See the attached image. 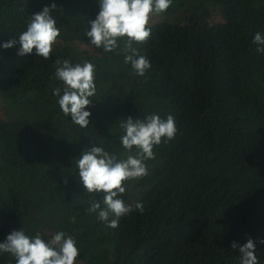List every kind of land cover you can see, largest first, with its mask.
<instances>
[{"label":"trees","instance_id":"16d2710c","mask_svg":"<svg viewBox=\"0 0 264 264\" xmlns=\"http://www.w3.org/2000/svg\"><path fill=\"white\" fill-rule=\"evenodd\" d=\"M52 3L61 32L49 59L35 49L18 55L19 43L2 47ZM99 3L0 0V102L14 110L8 117L0 109V243L21 228L45 241L64 231L79 250L74 264H240L231 243L264 239V53L253 43L264 37V0H181L151 16L147 42L132 43L150 61L144 76L124 62L127 37L112 52L90 45ZM64 59L95 65L85 128L52 94L64 87L54 67ZM149 115H171L177 132L154 146L146 176L122 184L117 198L142 203L143 213L133 208L110 228L87 210L92 201L105 207L104 193L83 188L76 161L92 146L117 160L135 155V146L122 147L120 125ZM256 255L264 264V244ZM0 264L15 259L0 254Z\"/></svg>","mask_w":264,"mask_h":264},{"label":"clouds","instance_id":"9594fccd","mask_svg":"<svg viewBox=\"0 0 264 264\" xmlns=\"http://www.w3.org/2000/svg\"><path fill=\"white\" fill-rule=\"evenodd\" d=\"M172 0H100L99 12L94 20H90V30L86 32L90 45L104 52H112L119 47L118 38L127 37L122 52L124 62L131 63L134 74L144 76L151 67L150 61L139 55L132 47L133 42L146 43L151 35L148 27L151 16L164 13ZM56 4L44 6L43 9L29 16L26 30L15 39L4 43L8 49L19 43L18 55L31 54L35 49L36 56L49 59L60 30L51 15ZM253 43L261 45L256 50L264 53V37L256 33ZM55 77L64 87L53 89V95L58 96V105L71 121L85 128L89 124V111L84 110L92 104L89 99L96 94L94 83L95 65L84 61L73 65L68 59L55 62ZM62 93V94H61ZM124 134L120 137L122 147L131 152L135 146V155L129 154L125 159L117 160L116 155L109 154L103 147L92 146L82 153L76 161L79 181L89 193H104L103 204L92 201L89 212H98V219L110 228L118 226L119 218L128 215L133 208L144 211L142 203L126 205L117 198L126 189L122 184L129 180L140 179L148 174L144 161L155 159L154 146L174 139L177 132L174 118L168 115L166 119L158 115H149L144 120L131 117L120 125ZM114 217L109 220V217ZM264 244V239L253 241L251 237L240 245L233 241L232 249H238L240 264H258L256 244ZM8 253L15 259V264H74L79 250L73 236L58 231L45 241L37 233L30 238L22 230H13L5 241L0 243V254Z\"/></svg>","mask_w":264,"mask_h":264},{"label":"rangeland","instance_id":"374dc122","mask_svg":"<svg viewBox=\"0 0 264 264\" xmlns=\"http://www.w3.org/2000/svg\"><path fill=\"white\" fill-rule=\"evenodd\" d=\"M180 2H181V0H177L176 3H175V6H174V2H172L171 5L174 6V9H177L179 4H180ZM58 48H60V47L56 46V45H53V49H58ZM75 49H76L77 55L82 56V54H84V50H85L84 47H82V46H81V48L80 47H76ZM5 107H6V105L4 103L0 102V109L2 108L3 115H6L8 117H13L14 110L11 107H9V106H7L6 110H5Z\"/></svg>","mask_w":264,"mask_h":264},{"label":"bare ground","instance_id":"6f19581e","mask_svg":"<svg viewBox=\"0 0 264 264\" xmlns=\"http://www.w3.org/2000/svg\"><path fill=\"white\" fill-rule=\"evenodd\" d=\"M1 3H2V2H1ZM68 10H69V9H68ZM70 11H71V10H70ZM60 12H61V11H60ZM28 14H30V13L28 12ZM60 14L62 15V12H61ZM63 14H64V13H63ZM17 15H18V13H17ZM21 15H22V14H21ZM65 15H66V14H65ZM68 15H69V16H68ZM68 15H67V16L70 17V14H68ZM18 16H19V15H18ZM62 16H63V15H62ZM25 17H26V16H25ZM25 17H24V18H25ZM27 17H28V16H27ZM57 17H58V16H57ZM59 17H60V15H59ZM20 18H21V17H20ZM20 18H19V19H20ZM61 18H63V17H61ZM21 19L23 20V18H21ZM65 19H66V18H64V20H65ZM26 20H27V19H26ZM26 20L24 19V21H26ZM162 20H163V18H162ZM60 21H61V20H60ZM68 21L70 22V20H68ZM17 22H18V21H17ZM27 22H28V21H27ZM69 22H68V23H69ZM1 23H2V22H1ZM59 23H60V22H59ZM63 23H64V22H63ZM65 23H66V22H65ZM5 24H6V23H5ZM16 24H17V23H16ZM17 25H18V24H17ZM17 25H16V28H17ZM20 25H21V24H20ZM0 26H1V25H0ZM21 26H22V25H21ZM57 26H58V25H57ZM65 26H66V25H65ZM24 27H25V25H24ZM0 30H1V29H0ZM60 30H61V29H60ZM60 32H61V31H60ZM4 33H5V32H4ZM6 33H7V32H6ZM4 35H8V34H4ZM62 35H63V34H62ZM59 36H60V35H59ZM59 36H58V37H59ZM161 37H162V36H161ZM162 38H163V37H162ZM159 40H161V39H159ZM159 40H158V41H159ZM158 41H157V42H158ZM158 44H159V43H158ZM50 61H51V60H50ZM10 63H12V62L10 61ZM13 64H14V63H12V65H13ZM14 65H16V64H14ZM4 162H5V161H4ZM8 190H9V189H8ZM12 192H13V191H12ZM151 200H152V199H151ZM119 221H120V220H119ZM183 241H184V240H183ZM184 242H185V241H184ZM188 242H189V241H187L186 243H188ZM184 245H185V244H184ZM177 246H179V245H177ZM182 246H183V245H182ZM186 246H187V245H186ZM178 248H179V247H178ZM188 248H189V247H188ZM182 249H183V248H182ZM184 249H185V246H184ZM177 258H178V256H177Z\"/></svg>","mask_w":264,"mask_h":264}]
</instances>
